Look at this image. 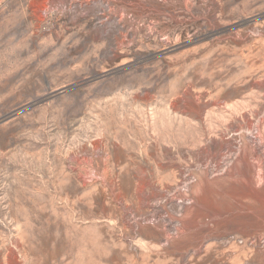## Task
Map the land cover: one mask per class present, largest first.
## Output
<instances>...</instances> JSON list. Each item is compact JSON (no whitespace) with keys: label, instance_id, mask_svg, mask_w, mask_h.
<instances>
[{"label":"rangeland","instance_id":"rangeland-1","mask_svg":"<svg viewBox=\"0 0 264 264\" xmlns=\"http://www.w3.org/2000/svg\"><path fill=\"white\" fill-rule=\"evenodd\" d=\"M0 264H264V0H0Z\"/></svg>","mask_w":264,"mask_h":264},{"label":"bare ground","instance_id":"bare-ground-1","mask_svg":"<svg viewBox=\"0 0 264 264\" xmlns=\"http://www.w3.org/2000/svg\"><path fill=\"white\" fill-rule=\"evenodd\" d=\"M39 10V9H38Z\"/></svg>","mask_w":264,"mask_h":264}]
</instances>
